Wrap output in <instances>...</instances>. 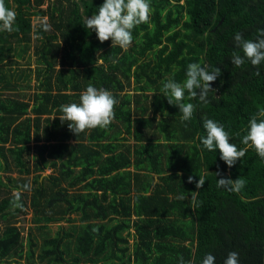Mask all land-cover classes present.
<instances>
[{"label":"trees","instance_id":"trees-1","mask_svg":"<svg viewBox=\"0 0 264 264\" xmlns=\"http://www.w3.org/2000/svg\"><path fill=\"white\" fill-rule=\"evenodd\" d=\"M0 264H264V0H0Z\"/></svg>","mask_w":264,"mask_h":264},{"label":"rangeland","instance_id":"rangeland-1","mask_svg":"<svg viewBox=\"0 0 264 264\" xmlns=\"http://www.w3.org/2000/svg\"><path fill=\"white\" fill-rule=\"evenodd\" d=\"M18 60H19V59H18ZM20 61H21V60H20ZM28 62H29V56H28V59H27L26 61H22L21 64L26 65V63H28ZM34 69H36V66H34ZM25 85L27 86L26 83H25ZM32 85H33V88H36V85H37V80H36V78L33 79V81H32ZM22 91H24V93H28V90L23 89ZM33 92H34V91H33ZM30 161H31V165L34 166V159L31 158ZM133 170H134V169H133ZM46 174H47V175H50V174H52V171H48ZM12 175H13L14 178H16V179H21V180H22V178H21V176H20V173H19L18 171H16V172L13 173ZM36 175H37V174H33V175H31L30 177L24 175V177L27 178V179H30V182L33 183V182H34L33 180L35 179ZM31 185H32V184H31ZM18 193H21V191H19V192H18V191H13V192H12V194H14V195H16V194H18ZM35 214H36V210L34 209L33 206H30V200H29V208H28V212H27V214L21 215V217H20V221L17 222V223H18L17 225H18L19 227H22V228L25 227L26 230H24V233H22L23 237H25V238H27V237L29 236V233H30L31 231L33 232V229H32V228H35L36 235H37V237L40 239V241L42 242V241H43L42 233L39 232V231L36 229V224H35V221H34V220H35ZM3 225H4V223H1V226H2V227H3ZM51 228H52L53 232H57L58 229H59V227H58L57 225H53ZM26 240H28V239H26Z\"/></svg>","mask_w":264,"mask_h":264}]
</instances>
